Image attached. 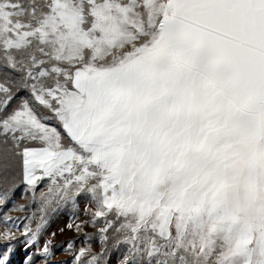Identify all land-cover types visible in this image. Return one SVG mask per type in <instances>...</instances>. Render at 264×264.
I'll list each match as a JSON object with an SVG mask.
<instances>
[{
  "label": "snow or ice",
  "instance_id": "1",
  "mask_svg": "<svg viewBox=\"0 0 264 264\" xmlns=\"http://www.w3.org/2000/svg\"><path fill=\"white\" fill-rule=\"evenodd\" d=\"M17 191L0 264L21 236L15 264H53L81 199L71 264H264V0H0V209Z\"/></svg>",
  "mask_w": 264,
  "mask_h": 264
},
{
  "label": "rangeland",
  "instance_id": "2",
  "mask_svg": "<svg viewBox=\"0 0 264 264\" xmlns=\"http://www.w3.org/2000/svg\"><path fill=\"white\" fill-rule=\"evenodd\" d=\"M13 203L28 204V200L26 197H22L20 195V191H17L14 201H10L7 204V207L0 209V214H2V211H8L9 215H12V216H23V215L30 213L31 211H34L37 208L35 204H32L29 208H26L23 211L18 210V209L12 210ZM85 203H87V201L84 199H81L79 202L78 208L74 209L71 206L67 208H62L58 210V212L54 216L50 217L48 227L46 229L45 234L47 235L48 233H52V232L56 233L55 237H53L54 255L50 258L53 264L59 261H64L65 264H71L72 254L70 252H65L63 250L64 247H66V244H65L66 241L73 240L74 246L77 249L84 245L83 233L77 232L74 229H69L66 227V225L69 223L70 220L73 223H75L78 220L86 219L84 215V211H83V207ZM89 207H92V206L89 205ZM38 215L39 214L37 213V217ZM99 227H100L99 224H97L95 227L91 224H87L84 227V231L89 232V233H95L96 228H99ZM59 228H63L64 230L60 232L58 231ZM42 239L43 237H41V240ZM23 242H24V239L22 236L20 237L18 241L13 242L17 249L16 255L13 257V264H15V261L19 259V257L23 254V250L21 248V245ZM89 243L91 244L94 251H99L100 244H99L98 238L95 235L90 239ZM111 244L112 242L110 240L109 241L110 248H111ZM121 252H122V249L121 251H116L115 249H113L111 251V260L109 264H116L117 259L120 258L121 256Z\"/></svg>",
  "mask_w": 264,
  "mask_h": 264
}]
</instances>
